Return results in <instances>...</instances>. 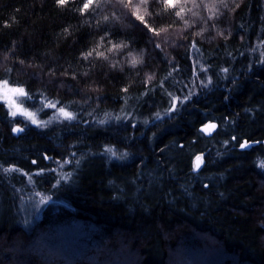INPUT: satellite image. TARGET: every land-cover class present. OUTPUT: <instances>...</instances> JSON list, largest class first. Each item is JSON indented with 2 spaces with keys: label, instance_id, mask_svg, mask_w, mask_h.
Segmentation results:
<instances>
[{
  "label": "trees",
  "instance_id": "1",
  "mask_svg": "<svg viewBox=\"0 0 264 264\" xmlns=\"http://www.w3.org/2000/svg\"><path fill=\"white\" fill-rule=\"evenodd\" d=\"M84 2L0 0V264H264V0Z\"/></svg>",
  "mask_w": 264,
  "mask_h": 264
},
{
  "label": "snow or ice",
  "instance_id": "2",
  "mask_svg": "<svg viewBox=\"0 0 264 264\" xmlns=\"http://www.w3.org/2000/svg\"><path fill=\"white\" fill-rule=\"evenodd\" d=\"M57 4L59 6H64L66 5L69 0H56ZM120 2L122 3L123 0H120ZM144 2H146V0H144ZM164 4L168 7V8H174L176 6V4L178 3V0H163ZM221 2H223V0H221ZM132 0H127V4H131ZM94 4H96V0H86V2L83 3L82 8L80 9L81 13L87 11L90 9V7H92ZM181 11H183L181 9ZM134 15H136V18L138 20L141 21V23H143L145 25L146 28H148L149 31L154 32L156 35H159V32H157L155 29H153L150 25H148V23L144 20L143 16H140L138 13H133ZM177 15H180V12L176 13ZM103 39V38H101ZM114 48L120 47L118 45H114ZM156 47H160L159 44H156ZM193 47H195V45H193ZM92 53L88 52L85 54V59H87L88 56H91ZM99 55H103V53H99ZM139 61L137 60V58L133 57L131 60V63L133 66H135ZM202 71H204V69H201ZM195 66L193 67V72L195 74ZM222 71L227 72V69H222ZM149 79H151V77H149ZM126 90V89H125ZM171 95V94H170ZM20 97H28V94L25 92V89L23 87H12L9 85V82L6 80H0V100H2L3 102H5L9 108V115H11L12 117L19 115L24 116L26 119L31 120V122L37 126H43L46 125L47 123H49L50 121H39L36 119V115L33 112H29L27 109L22 107V103L23 101H20L18 103L16 98H20ZM189 96H185L184 99L187 100L189 99ZM179 100V97H173L172 101H171V107L169 108V111H175L176 107H177V101ZM59 102H52V101H47L46 103L43 104L44 107H48V108H53L56 109V113L59 114V117L66 119V120H72L75 119L73 113L65 110L64 107H59L57 108V104ZM180 103H183V101H180ZM159 115V114H157ZM52 118H56V114H54V116ZM101 123H103V121H101ZM217 125L215 123H208L205 124L200 131L203 132L206 135H210L215 129H216ZM23 131V129L21 128H14L13 132H20ZM233 139H235V137H233ZM239 147L241 149H245L250 147V142L248 140H245L243 143H240ZM105 151L107 152H111L112 149H105ZM74 155V154H73ZM113 155H115V153H113ZM45 159H51L50 157H45ZM69 161H65V163H68ZM33 164L36 163V161H32ZM203 163V157L202 155H197L195 157V160L193 162V170L196 171L198 170L201 165ZM259 167L264 168V161H262L259 165ZM13 170H17L18 169H13V168H5L4 171L8 172V171H13Z\"/></svg>",
  "mask_w": 264,
  "mask_h": 264
},
{
  "label": "water",
  "instance_id": "3",
  "mask_svg": "<svg viewBox=\"0 0 264 264\" xmlns=\"http://www.w3.org/2000/svg\"><path fill=\"white\" fill-rule=\"evenodd\" d=\"M211 123H214V122H211ZM215 124H216V123H215ZM214 131H215V130H214ZM214 131H213V132H214ZM213 132H212L210 135H208V136H211V135L213 134ZM243 142H244V141H243ZM243 142H242V143H243ZM253 144H256V142H255V143L250 142V146L253 145ZM248 148H249V147H248ZM248 148H245V149H248ZM240 149H241V148H240Z\"/></svg>",
  "mask_w": 264,
  "mask_h": 264
},
{
  "label": "rangeland",
  "instance_id": "4",
  "mask_svg": "<svg viewBox=\"0 0 264 264\" xmlns=\"http://www.w3.org/2000/svg\"><path fill=\"white\" fill-rule=\"evenodd\" d=\"M17 99V101H18V103H19V98H16ZM5 103V102H4ZM6 104V103H5ZM7 105V104H6ZM8 107V106H7ZM19 115V114H18ZM22 116V115H21Z\"/></svg>",
  "mask_w": 264,
  "mask_h": 264
}]
</instances>
